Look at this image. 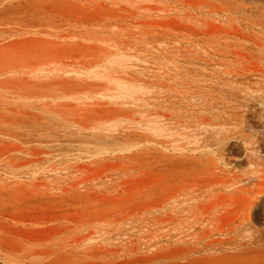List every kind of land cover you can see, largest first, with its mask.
Returning <instances> with one entry per match:
<instances>
[{
	"label": "rangeland",
	"instance_id": "374dc122",
	"mask_svg": "<svg viewBox=\"0 0 264 264\" xmlns=\"http://www.w3.org/2000/svg\"><path fill=\"white\" fill-rule=\"evenodd\" d=\"M203 1L215 14L192 12L189 20L188 11L169 7L171 22L207 34L187 29L145 45L121 11L77 0H0V264L62 257L80 264H264L187 253L230 238L205 239L216 232L196 223L200 212L191 207L228 202L218 221L224 227L245 215L250 201L252 229L234 237L245 242L264 232V0ZM107 39L123 50L103 66L80 70L70 59L94 54ZM32 63L38 66L30 70ZM70 70L77 73L64 74ZM121 75L143 82L127 90ZM95 83L109 84L116 97L92 94ZM96 102L137 111L140 124L87 125L83 108ZM76 103L78 113L62 106ZM227 179L237 183L231 194L221 184L203 189ZM179 189L167 213L195 217L172 231L114 220V207L164 204Z\"/></svg>",
	"mask_w": 264,
	"mask_h": 264
},
{
	"label": "bare ground",
	"instance_id": "6f19581e",
	"mask_svg": "<svg viewBox=\"0 0 264 264\" xmlns=\"http://www.w3.org/2000/svg\"><path fill=\"white\" fill-rule=\"evenodd\" d=\"M77 1H79L80 3L86 2V4L93 5L92 7L97 6L99 8H105V9L115 11V12H117V11L124 12L125 13L124 18L132 20L133 23H135V25H136V31L134 33L136 36H138L136 38V41H138V43H142L145 45H147L149 43V41H151V43H152L153 41H158L161 38H168L170 36L176 35L177 32H179V31H186L187 29L190 31L189 33L192 35L195 34V35L199 36L200 34H203V35L207 34V32H205V31L199 32L198 29H192L190 27L187 28V27L179 26L178 24L171 22V21H173L172 17L176 13H174L173 9H171L169 7V4L176 5V7H178L180 9V11H182V12L188 11L189 13L186 14V16L189 18V20L194 18V15L192 12L200 11V12H208L210 14H215V12L213 11V8H214L213 4L211 2H206L203 0H106L107 3L106 4L102 3L101 6L98 4L94 5L93 1H91V0H77ZM110 6H112V7L110 8ZM115 7H118V8H115ZM173 8H175V7H173ZM97 10H99V9H97ZM183 19H186V17H184ZM214 34L216 35V33H214ZM101 42L102 43L106 42L107 45L105 47H102V46L92 47L95 50L94 54L89 55V56H84V57L71 56L70 59H72L78 63V66H80V70H88V69L91 70L93 68L103 66L105 61L109 60L111 55H115L116 53H120L119 51L123 50V47H120L119 45H117L113 39H107V40H104ZM195 42H198V41H195ZM120 44H121V46H124L125 44L127 45V43L124 41ZM177 49H179V48H177ZM162 51H168V50L163 49ZM219 51H221V50H219ZM221 52H223V51H221ZM229 53L231 55H235V56L237 55L241 59L246 57L245 55L240 54V53H236L234 51H229ZM186 56H188V55H186ZM198 58H201V57H197L196 59H198ZM239 58H237V59H239ZM74 61H71L70 63H72ZM64 64H65V62H64ZM37 66H38L37 63H32V64L28 65V68L30 70H32ZM56 71L60 72V71H62V69L59 68V69H56ZM74 73H77V72L70 70V71H66L64 74L71 75ZM61 75H62V73H61ZM56 77H61V76H56ZM68 78L70 79L71 77L68 76ZM118 79H119V84H121L122 87H124L127 90H132V89L138 88L141 85V82H143V80H140V79L135 78L133 76L126 77V76L121 75V76H119ZM89 87H91L90 91L92 92V94L102 95L104 97H110L112 99L116 97L115 94H111V92H113L114 89L111 86H109V84L95 83V84L89 85ZM91 92H90V94H91ZM66 96H64V97H66ZM67 97L71 98L70 100H78L77 98H75L72 95H69ZM65 99H67V98H65ZM62 106L68 107L69 109L72 110V112H75V113L82 111V107L80 106L79 103L64 104ZM83 111H84V113H82L81 116L84 120V123L87 125H95V126H99V127L100 126L105 127V126L112 125L115 122L116 123L117 122L129 123V125L140 124V122L137 119H135V115L137 114V111L132 112V111L122 109V108L109 107L108 103L103 104V103L96 102L92 106L83 108ZM198 119L204 120L201 118H198ZM198 123H200V122H198ZM201 123H205V122H201ZM135 143L138 146L140 144L139 140H137V139L135 140ZM83 166H75V167H73V169H74L73 171H75V172L84 171L86 168ZM223 171H225V170H223ZM112 177H114V176L113 175H106L107 179L112 178ZM236 179H238V178H236ZM114 181L115 180H112V183H114ZM102 183L107 184L106 182H102ZM219 184H221L223 186V188H221V189L224 190V192L226 194H231L232 192H231V190H229V188L236 185L237 183H233V181L230 179L219 180L216 182L209 183V185L203 187V189L204 188H207V189L211 188L210 190L213 191L214 186L219 185ZM106 187H109V186L107 185ZM113 193H114V191H113ZM259 193H261V192L259 191V192H256L254 194L258 195ZM181 195H182V190L179 189V190L175 191L174 193H172L167 198V200L164 201V204L151 205V206L143 205L142 207H139L137 205L127 203V204L122 205V206L114 207L113 208L114 209V215H115L114 220L117 223H119V222L125 223V222L130 221V220H133V221L139 220L144 224V226L146 224H148V225L151 224V225L157 226L159 229H166L167 228V229H170V231H172V230L176 229L179 225H183L185 222H188L189 220H191L195 217L194 214L193 215L191 214L190 216H188L187 219L183 220L182 216L181 217L180 216L174 217V216H169V213H167L169 211L167 206L171 203V201L176 200ZM201 203H198V204H201ZM247 204H248V207L245 210L246 214L245 215L239 214V215L234 216L231 219V221L228 222L224 227H220L218 224V221L224 218L226 208L229 205H231L228 202L227 203L226 202H223V203L219 202L216 205H213V207H205V206H203V207L196 206L194 208L191 207L189 209V213L190 212L195 213V209L198 212H200V215L197 216L194 219V221L196 223H198L199 225H201L203 227V229L207 228L208 226H213L212 228H214V230L216 232L215 234L206 233V235L204 237L205 239L215 237V236L224 237V238L230 237V238H228V239L226 238V240L219 241V242L209 241L202 248L192 249V250L189 249V250H187V253L190 256H192L196 253L202 252L205 254L206 257H209L211 259H215V258L216 259L217 258L224 259V258H230V257H236L238 259H241L242 257H244V258H249V260L253 261V262L259 261V263H264V232H262L260 234L258 233L256 237H254L250 241L246 240L245 242L234 237L243 231H248V230L252 229L251 221L249 218V216H250L249 210L251 209L253 203L249 201V202H247ZM231 209H233V207ZM96 215H97L96 213L89 214V216H92V217H94ZM186 215H188V214H186ZM189 226L193 227V224H189ZM260 231H261V229H260ZM200 233H202V232H200ZM185 238H186V236H183V238L179 239V241L185 243ZM220 239H222V238H220ZM244 240H245V237H244ZM220 244H224V245L221 247L220 251L217 252L216 250H218V249H216L215 247L220 245ZM64 248H65V246H64ZM226 248H228V249L225 250ZM215 252H217V253H215ZM220 252L222 254L218 255ZM33 256H36V254L35 253L31 254V257H33ZM33 263H35V262H33ZM52 264H80V263H77V261L74 262L67 257H62L60 259L55 258L52 261Z\"/></svg>",
	"mask_w": 264,
	"mask_h": 264
},
{
	"label": "clouds",
	"instance_id": "9594fccd",
	"mask_svg": "<svg viewBox=\"0 0 264 264\" xmlns=\"http://www.w3.org/2000/svg\"><path fill=\"white\" fill-rule=\"evenodd\" d=\"M221 163H222L225 167H228V164L225 162V160H222Z\"/></svg>",
	"mask_w": 264,
	"mask_h": 264
}]
</instances>
